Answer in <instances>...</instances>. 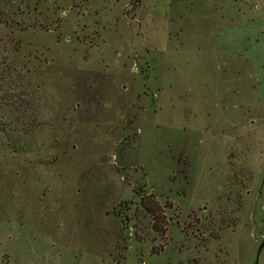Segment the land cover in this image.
I'll return each instance as SVG.
<instances>
[{
	"label": "rangeland",
	"instance_id": "rangeland-1",
	"mask_svg": "<svg viewBox=\"0 0 264 264\" xmlns=\"http://www.w3.org/2000/svg\"><path fill=\"white\" fill-rule=\"evenodd\" d=\"M3 95L0 264H264V0H0Z\"/></svg>",
	"mask_w": 264,
	"mask_h": 264
},
{
	"label": "trees",
	"instance_id": "trees-1",
	"mask_svg": "<svg viewBox=\"0 0 264 264\" xmlns=\"http://www.w3.org/2000/svg\"><path fill=\"white\" fill-rule=\"evenodd\" d=\"M5 97H7V95H3V96L0 98V107H7V106H10L9 104H8V105H7V104L5 105L6 102L4 103V100H7ZM8 99H9V98H8ZM10 100H11V99H10ZM3 103H4V104H3ZM24 114H25V112H23V114H21V115H22V118H23ZM22 118H21V117L16 118V119H15V122H16V123H18V122H22V121H23ZM153 226H154V228H155V231H158V230H159L158 227H157V226H158L157 222H156V223L154 222V225H153ZM193 264H198V263H197V261H194Z\"/></svg>",
	"mask_w": 264,
	"mask_h": 264
},
{
	"label": "water",
	"instance_id": "water-1",
	"mask_svg": "<svg viewBox=\"0 0 264 264\" xmlns=\"http://www.w3.org/2000/svg\"><path fill=\"white\" fill-rule=\"evenodd\" d=\"M264 244V243H263Z\"/></svg>",
	"mask_w": 264,
	"mask_h": 264
}]
</instances>
